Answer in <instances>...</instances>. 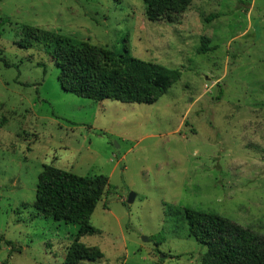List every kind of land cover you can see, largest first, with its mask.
Masks as SVG:
<instances>
[{
  "label": "rangeland",
  "instance_id": "374dc122",
  "mask_svg": "<svg viewBox=\"0 0 264 264\" xmlns=\"http://www.w3.org/2000/svg\"><path fill=\"white\" fill-rule=\"evenodd\" d=\"M244 1L195 0L168 23L143 0H0V264H201L185 209L264 234V0ZM24 26L183 77L153 105L82 99L43 46H19ZM46 166L109 179L91 234L35 210Z\"/></svg>",
  "mask_w": 264,
  "mask_h": 264
},
{
  "label": "trees",
  "instance_id": "16d2710c",
  "mask_svg": "<svg viewBox=\"0 0 264 264\" xmlns=\"http://www.w3.org/2000/svg\"><path fill=\"white\" fill-rule=\"evenodd\" d=\"M194 1L143 0V3L149 21L176 23ZM245 2L238 0L243 6L248 4ZM9 23L10 20L0 14V40ZM23 38L19 46L25 50L43 46L45 54L59 68L58 81L63 90L82 99L153 105L183 77L179 70L136 59L127 52L99 48L30 26L23 27ZM209 44L210 41L203 38L197 53L204 55L214 51ZM5 66L10 67L7 63ZM112 192L105 176L80 177L46 166L38 178L34 208L47 217L83 224L85 228L79 232L81 238L92 233L87 226L98 204ZM181 216L187 223L188 237L207 248L201 264H264V234L214 213L185 209ZM97 258L103 255L98 254ZM93 259L76 252L67 257L65 264Z\"/></svg>",
  "mask_w": 264,
  "mask_h": 264
},
{
  "label": "water",
  "instance_id": "95a60500",
  "mask_svg": "<svg viewBox=\"0 0 264 264\" xmlns=\"http://www.w3.org/2000/svg\"><path fill=\"white\" fill-rule=\"evenodd\" d=\"M136 196L132 194L128 199V204H132L135 201Z\"/></svg>",
  "mask_w": 264,
  "mask_h": 264
}]
</instances>
